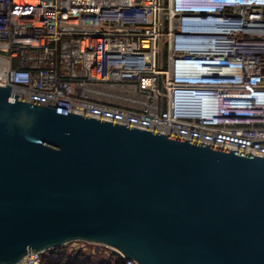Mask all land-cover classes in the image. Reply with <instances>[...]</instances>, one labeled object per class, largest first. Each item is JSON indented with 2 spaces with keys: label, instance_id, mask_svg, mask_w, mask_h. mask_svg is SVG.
<instances>
[{
  "label": "water",
  "instance_id": "95a60500",
  "mask_svg": "<svg viewBox=\"0 0 264 264\" xmlns=\"http://www.w3.org/2000/svg\"><path fill=\"white\" fill-rule=\"evenodd\" d=\"M16 98L0 86V264L75 241L135 264H264L263 158Z\"/></svg>",
  "mask_w": 264,
  "mask_h": 264
},
{
  "label": "built area",
  "instance_id": "2783aa9c",
  "mask_svg": "<svg viewBox=\"0 0 264 264\" xmlns=\"http://www.w3.org/2000/svg\"><path fill=\"white\" fill-rule=\"evenodd\" d=\"M209 19L220 27L192 35L199 47L175 44L182 21ZM7 85L17 101L60 115L264 159V143L250 147L264 141V0H0V86ZM177 96L207 103L177 109ZM41 258L29 253L18 264Z\"/></svg>",
  "mask_w": 264,
  "mask_h": 264
},
{
  "label": "trees",
  "instance_id": "16d2710c",
  "mask_svg": "<svg viewBox=\"0 0 264 264\" xmlns=\"http://www.w3.org/2000/svg\"><path fill=\"white\" fill-rule=\"evenodd\" d=\"M40 264H126V260L113 251L89 255L82 250L70 251L65 245L43 252Z\"/></svg>",
  "mask_w": 264,
  "mask_h": 264
},
{
  "label": "clouds",
  "instance_id": "9594fccd",
  "mask_svg": "<svg viewBox=\"0 0 264 264\" xmlns=\"http://www.w3.org/2000/svg\"><path fill=\"white\" fill-rule=\"evenodd\" d=\"M200 0H175L180 6H185L188 3H195ZM220 27V22L209 19L206 21H197V20H188L181 22V34L183 35L181 38L177 39L175 42L176 45H183L188 48H197L199 47V39L192 37V35H204L207 33H213L218 30ZM187 49V48H186ZM183 71H189L188 68L183 69ZM197 71H200L199 69ZM176 98V97H175ZM174 98V101H175ZM191 103L193 100H198L199 106H203L207 103V98L204 96L195 97L190 96ZM193 99V100H192Z\"/></svg>",
  "mask_w": 264,
  "mask_h": 264
},
{
  "label": "crops",
  "instance_id": "0c3cea01",
  "mask_svg": "<svg viewBox=\"0 0 264 264\" xmlns=\"http://www.w3.org/2000/svg\"><path fill=\"white\" fill-rule=\"evenodd\" d=\"M177 100H176V107L177 109H182V108H186L187 106H192L191 105V99L190 96H177ZM196 105V104H195ZM194 106V103H193Z\"/></svg>",
  "mask_w": 264,
  "mask_h": 264
},
{
  "label": "rangeland",
  "instance_id": "374dc122",
  "mask_svg": "<svg viewBox=\"0 0 264 264\" xmlns=\"http://www.w3.org/2000/svg\"><path fill=\"white\" fill-rule=\"evenodd\" d=\"M191 105L192 106H187L186 108L187 109H191V110H194V109L197 110V109L200 108L199 104L193 106V103H191ZM95 250H96V247H89V250L86 253L89 254V255L96 254ZM100 252L104 253V250L100 249ZM104 254L105 255L109 254V251L108 252L106 251V253H104Z\"/></svg>",
  "mask_w": 264,
  "mask_h": 264
},
{
  "label": "bare ground",
  "instance_id": "6f19581e",
  "mask_svg": "<svg viewBox=\"0 0 264 264\" xmlns=\"http://www.w3.org/2000/svg\"><path fill=\"white\" fill-rule=\"evenodd\" d=\"M177 99H178V98L176 97V98H175V106H176V104H177V103H176V100H177ZM192 100H193V99H192ZM193 103H194V105H195V104L197 105V104H198V100H193ZM175 108H176V107H175Z\"/></svg>",
  "mask_w": 264,
  "mask_h": 264
}]
</instances>
